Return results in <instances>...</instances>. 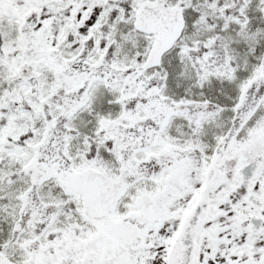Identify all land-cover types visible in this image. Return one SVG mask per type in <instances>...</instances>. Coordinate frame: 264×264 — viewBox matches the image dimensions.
I'll return each mask as SVG.
<instances>
[{
	"label": "snow or ice",
	"instance_id": "snow-or-ice-1",
	"mask_svg": "<svg viewBox=\"0 0 264 264\" xmlns=\"http://www.w3.org/2000/svg\"><path fill=\"white\" fill-rule=\"evenodd\" d=\"M0 264H264V0H0Z\"/></svg>",
	"mask_w": 264,
	"mask_h": 264
}]
</instances>
